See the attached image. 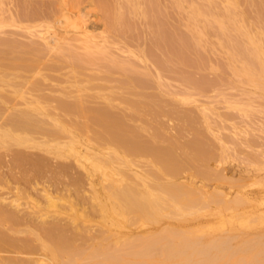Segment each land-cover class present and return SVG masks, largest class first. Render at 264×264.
Returning a JSON list of instances; mask_svg holds the SVG:
<instances>
[{
    "label": "bare ground",
    "instance_id": "6f19581e",
    "mask_svg": "<svg viewBox=\"0 0 264 264\" xmlns=\"http://www.w3.org/2000/svg\"><path fill=\"white\" fill-rule=\"evenodd\" d=\"M5 1L6 0H0V34L6 33L4 32L5 28L10 26L22 27L27 30L30 27H38V28L44 27V29L34 30V33H36L37 35V36L35 35V37H38L39 39L35 37L34 38L36 40H41L42 45L34 44V42L33 44L24 45V44H19L14 40H8L4 37H0V149H2V152H0V159L4 158V156H8V159L6 161L9 163V166H11L12 170L14 169V167L19 168L22 166H27L30 168V171L32 169L37 171L39 169L40 171V168H43V166L46 164L45 155L47 154L49 155V157L47 158L48 159L51 158V161L55 162V160H57L58 158L60 159L57 160L58 162L56 169L58 172L57 174L61 173L63 176L65 175V173L67 174V171L70 170L69 169L70 165L67 164V161L72 160L74 161L76 166L79 167L82 171L81 177L78 176L72 179L73 185L77 184L76 186H78V184L80 185L79 182L83 181L85 182L86 186L82 182L81 187L83 186V189L81 193L77 192L78 190L74 192L75 194L71 193L69 191L70 189L69 187V189L63 188L66 189V191H69L67 192V194H61L58 191L57 193H54L56 191L52 192L51 189L49 188L50 186L47 187L43 185L44 187L42 186L43 188L42 189L40 188L42 192V197L44 199L43 204H41L42 203L41 201H37L33 198L31 199L32 201L31 206H29L28 204H26L27 202H25L27 206L26 208L24 207L26 209V210L24 209V211H26L28 215V217L26 218H30V219L33 218L31 222L28 221L30 219H27L28 225L27 228L25 229H23L24 226H22L23 225L22 222H25L23 221L24 220L23 218L25 217L24 215L26 214H23L24 217L22 216V214H20L21 210H23V207H21L22 204L19 202L20 197L18 199L17 195H15V193L18 192L20 188L16 189V186H14L16 190V192L14 193L15 195L14 197L6 198L0 195V252L7 251V253H9L8 251H10L11 253H13V256H9V254L7 256H5L6 254L0 255V264H55V263L56 264H264V232L260 231L256 227V225H258L256 223H258L261 220H264V212L263 213L261 212L263 215L260 216L259 214V217L257 218H252V216L254 215L250 214L251 219L248 220L246 219L242 221V223H239L238 225V226L242 225L241 227H243L246 230L255 227V233H254L255 235L252 233L254 236L252 235V237H249L248 236L249 234L245 233L246 236L244 237L240 236L242 238H238L240 239L239 241L232 243V241L235 240L237 236L236 238L233 239V235L227 234V232L221 228L222 226L220 227L218 225L220 224V221L218 224L213 221L214 218L213 216L216 217L217 214L215 210H209V211L207 210L212 203L221 204V201L226 199V197L225 198L222 197L221 195L222 191L220 192L218 191V194H214L215 192L214 190L212 189H211L212 191L209 190L204 179L201 180L198 178L199 174L206 176L205 172H202L200 167L196 168L195 174L194 173L187 174L184 172L185 165L187 164L198 165L200 162L202 164V162H204L206 158L205 157L206 155L204 154H206L205 151L207 148L204 150L205 148V146L203 145L204 142L202 139H201L202 141H200L199 138L201 137H199L198 135L199 132H197L198 133L196 135L197 137H195L194 140L187 143L186 145L183 144L182 148H184V150L183 152H181L182 153L181 155L184 154L183 158H180L175 153V151L177 150L174 151V147H178L181 145H178L177 142L174 140H172L171 142L168 140V142L170 143L168 146L165 145L166 147H162L164 143H162V145H159V141L157 145L154 144L157 142V140L160 139L166 141V139L164 140V137L161 136L162 133H160L164 129V126H162V124L158 123L159 125H157L156 128H154L155 127L154 126L153 128L155 131L153 130L154 131L153 133L148 134V138L143 137V134L146 136V133L144 132H150L151 130L150 131L148 130L150 128L152 129V126L150 127V125L145 122L147 120L149 122V119H147L146 116H145V121L143 120L144 116L142 117V115L146 113L148 114L151 113L154 116H156V114L162 115L164 113L165 115L168 116V114L165 113L167 109L165 110L164 108H162L165 107L166 105L165 103H162L163 99L160 102L161 99L157 101L152 97L153 95L152 96L149 95V97H147L145 96V94H143L141 89L142 88L144 89L145 86L148 87L147 86L148 83L146 81L147 78L144 79L141 77V75L133 76V74L132 76H130L131 75L130 73L128 74V76L125 73L126 77L124 78L123 76L122 78L123 80L121 78H118V80L120 79L121 84H123L122 86H125L126 90H128L126 88L128 87V84L129 85L131 84V86L129 87L130 88L133 87L132 89L136 87L141 88L140 89L141 91L138 92L137 94L139 95L138 99H140V101L138 99L133 100L134 98L132 99L125 97L120 98L122 97L121 95H119L120 97H118V95L115 96L114 91H112L114 88L111 89L112 87L109 88L111 89V92L110 93L108 92V94H105L107 88L104 91V93H102L103 91H100L103 90L102 87L104 86H102L101 89L99 90H98L99 87L96 86L97 87L96 89L98 90L97 92L88 93V91H90L92 87L89 89L88 85L87 87L85 86L86 84L79 85L81 83L77 85L73 83L78 88L76 89V92L74 94L71 93L72 89L70 91L64 89L62 94H60L61 96H59L58 95L59 93H57L59 90L57 91L55 89L56 91L54 90V92H52L54 88L52 90L50 89V91L53 94L55 93L56 96L58 95L56 97L53 94L49 95L47 93L43 94V92L40 93V91H45V90H41L40 87V83L42 82V80H40L41 81L40 83L38 82L39 80L35 82H31L32 86L30 89L34 93L30 92L27 96L23 95L22 93L15 94L16 89H14L15 88L14 80L16 78H20L18 77L20 76V73L23 74L24 76V73L26 71L24 70V72L22 73L21 68L28 66L31 67L30 62L32 60L28 62L27 61L28 56H31L32 58L33 56H38L40 54L39 55L40 58L41 54L43 53L46 54L53 52L56 53L55 55H57L56 58L54 57L55 58L54 62L56 63L59 61L61 62V60L66 58L64 61L67 62L68 59L69 60L68 62H71L70 63L71 66L75 68L78 65L77 63L80 60L81 61L83 60L82 59L83 54L85 56H90V57L91 55L94 54L95 55L101 54V56L103 54L104 55L102 56L103 59L106 57L105 55L107 51L109 50L111 52V50L109 48L107 50L108 43L106 45V39H105L107 36L105 38L103 37L104 40H102L103 38H101L98 42L89 40L90 44L84 46V50L82 54L76 53L74 50L70 48L71 46H69L68 43L66 42L65 43L68 46L67 47L62 46L61 43L62 41L64 42V39L57 33L58 31L55 28L56 24L54 22H56L55 20L59 16V12L62 15L63 13H65V11L66 12L69 11L68 9H64V7L67 8L68 5L70 6L71 4H69V1L73 3L72 0H57L58 2L57 8H55L52 4H48L47 5L48 9H46L45 11L41 10L36 5L32 4L33 6H31V4L28 3L25 4L23 2L22 10L20 13L18 12L14 13L13 11L10 10V8H6ZM77 1L79 3V0ZM99 1L100 0H98V2ZM102 1L104 2V0ZM213 1L205 0L206 2L205 8L203 7L204 9H202V7L201 8L195 7L193 13L205 17H208L210 15L212 16L213 12L211 14V8L212 6H214ZM223 1L225 2L226 6H224L222 9L220 8L221 9L219 11L220 13H218L220 17L218 18H222L223 20L225 19L227 21L226 22L227 25L234 27L235 31L237 30L243 36H245V39L243 38L245 42H243L244 40L240 42L242 37L237 34V36L240 37L239 38L240 40L239 41L235 40V42L231 44L234 52L233 54H236L238 57L240 56L239 58L242 57L243 60L242 62L244 63L242 66L243 69L241 67L242 69L240 71L241 75H243V77L248 82H255L256 79H260L264 81V47H262V43H263L262 39H264V32L258 31L260 32V35L259 37L258 35L255 37L247 30H243L244 28L242 29L241 23L238 21V19H236V13H237L235 12L236 11L235 9L237 8V7L235 8L236 1L235 2H233V0H223ZM133 2L132 4L129 5V7H125L124 5L121 6L119 5L120 11L117 9L118 10L117 12H112L110 10L111 8L107 6L108 1L105 3L102 10L105 8L104 9L106 11L105 19H107L108 17L107 20L111 25V27L116 21L117 23L118 21L121 20L122 21L124 20L123 22H125L124 12L126 11L132 12V10L135 9V5L133 4ZM146 2L148 3L149 6V12L152 15V12H155L157 9L155 8L156 4L154 5V3L151 0H146ZM249 2L247 4H249ZM101 4L103 3H100V6ZM258 7L260 8L259 5L257 6V9ZM123 8L126 9V11H124ZM6 12L8 16H6ZM141 13L143 15H146L144 9ZM157 13H158V9H157ZM22 19L32 20L33 23L35 20L37 21V23L34 24L33 26H26L22 23L23 21H20ZM208 20H210L209 17ZM108 22H107L108 26L107 25L106 26L109 27L110 29ZM209 22L210 21H208V23ZM224 22L225 21L222 22L219 20L218 21L219 29H217L219 33L220 31L221 33L223 32L222 33L223 37L226 34V33L224 34V31H227L225 30L227 29V26ZM125 23H128V21ZM20 24L22 26H19ZM260 24H261L260 27H262V24L264 23H260ZM126 26H129V24ZM161 30L163 32V29ZM162 37H164V32ZM178 37L179 36H177V39H179ZM160 39L161 37H157V40L154 41L155 42L153 45L154 48L156 46L157 48L158 47L160 48L162 45V47L166 49L165 42L164 43L158 42V40ZM163 39H161L162 40L161 42L164 41ZM184 39L187 41L186 38ZM181 40H179L180 43L178 42L179 45H178V50L176 49L177 51H175L176 53L172 52L171 54V50H170L171 55L178 54L175 55V57L179 55L183 56L182 55L183 51L181 52V50L182 48H184L183 47L184 45L182 44ZM151 50L149 48L148 51H146L145 53L144 51H142L141 56L145 57V59L143 58L140 59L144 61V67L146 68L145 62L146 60L150 59V57L152 58L151 61L155 63L157 67L158 65L162 67L163 63L166 62L165 61L166 58L165 59L163 58L164 59L163 60L161 59V57L155 56L150 52ZM160 53L162 54V52ZM163 53H165V50ZM111 54L112 53L108 54V57L109 55L110 57L114 56ZM165 54L163 55L165 56ZM128 57H132V56H128ZM96 59L98 60V58ZM96 59H94V61ZM111 59L112 61H110ZM111 59L110 60L108 59V61L112 62L113 65L121 68V70L122 69L124 70L126 68L125 67L126 65L131 67L129 69H133L134 67H136L133 66L135 64V63L132 64L133 61L132 63H130L128 62V60L125 61L124 60L125 58H123L122 60L120 58L121 61L119 60L118 62L116 61L117 59H113V58ZM178 59L181 58L179 57ZM161 60L165 62H162ZM182 60H184L183 57ZM166 63H168V59ZM48 65L50 67V64ZM231 66L232 65L230 64V67ZM80 68L82 69V67ZM162 68H160V70ZM78 69L79 68L75 69L77 70L75 73L72 70L71 73H74V75L76 74L77 76L78 74L77 72L80 71V70L78 71ZM125 70H127V68ZM137 70L138 68H136V71L134 72H137ZM81 72L83 71L81 70ZM39 73L37 74L39 75ZM138 73L142 74L140 71ZM160 74L158 72L157 77H160ZM40 75H41V79L42 76H45L42 75V73H40ZM142 75L148 76L146 75V73ZM119 76L120 74L118 73V77ZM38 78L39 77H37V79ZM85 80H87V82L90 84V80L88 79ZM106 81H109V79ZM125 84H127V86ZM43 85L44 84H42V86ZM92 85H94V83ZM5 87H10V89L11 88L12 89L11 90L9 89L10 91H8V89H6ZM20 87H18L17 90H20ZM258 87L260 88V86ZM148 88L150 89V87ZM132 89H130L127 93L133 92L136 94L137 92L134 91L137 89L131 91ZM149 89L148 91L150 92ZM22 90L23 89H21V91ZM121 90L122 89H120V91ZM6 91L10 92V94L15 95L14 98L6 95L5 94ZM120 91L118 90V92ZM151 91H153V89ZM122 93L124 94V92ZM131 94L132 93H129V95ZM160 94L162 93L160 92ZM87 98H93V99L99 98L102 100L101 105L98 106L87 105L86 104L88 100ZM176 100H178L179 103L182 102L184 103L188 100V97L187 96L185 97V95H183V97L181 98L179 97V99ZM115 101L117 102L115 103ZM175 103L177 104V102ZM119 104L120 106L123 105L122 106L123 108H120L121 110H119V108L117 107V105L119 106ZM115 107L118 108V111H115L116 110ZM173 108L175 107L171 108L172 111L174 110ZM163 109L165 110V112L163 111ZM177 109H179V107ZM144 110L147 112L144 113ZM178 112L180 111L178 110ZM150 115L148 117H150ZM186 115H187L186 116L187 119H192L191 117L192 114L189 115V113H186ZM176 116L178 117V115ZM184 118L185 117H183V119ZM138 120L139 123L142 120L147 125L143 124V122H141L140 124L137 123L135 124L134 122ZM194 121H190V122H194ZM191 124L192 123H190V125ZM181 129L183 130L182 126ZM196 138L198 140H196ZM10 146L12 147L16 146V148L13 149L14 148L13 147L12 149H10ZM26 149H35L37 151L39 150L38 152H41L42 155L40 154L41 155L40 156L38 154L35 156L34 153L28 152ZM8 151H10L11 153H8ZM43 153H45V155ZM135 157L137 158L140 157L147 160L149 166L147 165L148 166L147 168L140 167V169H138L139 166L137 168H134L136 167V165L135 166L133 165L132 162L134 161L132 160H135L136 159ZM252 159L253 158L251 157V160ZM27 170L29 169H26L25 171ZM46 170H48V168ZM49 172L51 173V171ZM69 172L68 175L70 174ZM96 172L99 173L98 175L100 176V177L98 176L99 179L97 182L94 181V175L96 174ZM57 174L54 175L59 176ZM30 175L32 176L31 173ZM68 175L66 176L67 178ZM63 176H61V178ZM27 178L26 180L28 181ZM68 180H71V178ZM78 189L80 188L78 187ZM28 193L29 192H27L26 194ZM70 193L75 195L73 196L75 197V199H72ZM235 197L237 198L234 199L235 200L238 199L239 201L240 197L239 198L238 196ZM231 199L233 201L232 197ZM59 200H62L63 202L60 204L58 203ZM227 200H225V202H227ZM228 202H230V200ZM88 203H89V205H87L88 207L84 206ZM244 204H246V202L245 203L243 202V206H246ZM233 205H236V203ZM233 205H231L230 208H232ZM218 206L219 205H217V207ZM239 207L240 208L238 209L240 210L242 204ZM80 208L82 209L80 210ZM88 208L90 209L88 210ZM251 209L253 210V208ZM213 211L215 213H213ZM254 211L255 210L251 212L254 213ZM49 212L53 213L52 214L53 220L50 221L48 220V218L50 217L48 216ZM247 212L246 214H248ZM89 213L92 214L93 216L95 215L96 217H98V221L102 227L101 228L102 230L98 231L99 234L97 235L92 234L94 231L92 232V229L88 228L90 226H87V224L80 226V224H78L77 222L78 218H83L86 220L89 219L90 221L91 218H88L90 216ZM62 214L69 217L68 224L72 225L73 227L70 228L64 225V223L62 224L61 223L62 220L61 222L60 220L58 221L57 218H59L60 217L59 215ZM246 214H242V215L240 214L239 218L240 219L243 218V216ZM231 215L230 217H232ZM220 219L221 218H219V220ZM35 220L38 221H36L33 224ZM94 221L96 222L97 220ZM98 221L96 223V226L98 224ZM127 222L130 223V226L132 224H134L132 225L134 227L136 225L137 226L133 230H132L133 227L131 226L132 228L130 227V231L128 230V227H126L128 231L121 234L123 229L122 223L124 224ZM222 224L224 225L225 223L223 222ZM20 226L21 228L22 227L23 228L21 229ZM111 226H114L116 228L118 227L120 229L119 231H121L120 233L118 231V233L121 235L115 234L117 233L115 230H114L115 233H113V229L111 228ZM260 226H262V223ZM226 228L228 229V227ZM20 232L24 233L26 236L24 235V237L21 236L18 237L17 234H20ZM236 235H238V233ZM78 240H80L79 243H77ZM88 240H92V241L87 243ZM36 250L37 251L40 250L38 251L40 252V254H38L36 257L20 256V255H30L31 253L34 254Z\"/></svg>",
    "mask_w": 264,
    "mask_h": 264
},
{
    "label": "rangeland",
    "instance_id": "374dc122",
    "mask_svg": "<svg viewBox=\"0 0 264 264\" xmlns=\"http://www.w3.org/2000/svg\"><path fill=\"white\" fill-rule=\"evenodd\" d=\"M72 1H73V3L71 1H69V4H71L72 6L68 5L67 8L64 7V9H68L69 11L68 12L65 11V13H63L62 15L59 12V16L56 18V20H55L56 22H54L56 24L55 28L58 31V32L57 31L56 32L64 39V42L62 41V43H61L62 46L67 47L69 45V46H71L70 48L72 50H74L76 53L82 54L83 50H84V46L90 44L89 40H93V41L98 42L101 38H103V37L105 38L107 36L105 38L106 39V45L108 43L107 50H108V48L111 50V52L108 50L107 53L108 52H109L108 54L112 53L111 55H114V56L110 57V55H109V57H108V54L106 53V55H105L106 57L102 59V56H104L103 54H102V56H101V54H99V55L94 54V55H91V57L85 56L83 54L82 55L83 57L81 56L83 60L82 61L80 60L81 62L79 61L77 63L78 64L77 67H75V68H73L71 66V64H70L71 62H68L69 61L68 59H67V62L64 61L66 58L61 60V62L59 61L60 63L54 62V59L57 57V55H55L56 53H53V52L46 53V54L43 53L46 56L41 54L40 58H39L40 54L38 56H33L32 57L33 59L31 58V56H28L27 61L30 62L32 60L30 62L31 67L28 66V67L21 68L22 73L24 72V70H26L27 72L25 71L24 76H23V74L20 73V76H18L20 78H16L14 80V86H15L14 89H16L15 94L22 93L23 95L27 96L30 92L31 93L33 92L30 89L32 86L31 82H35V81L39 80L38 82L40 83L41 82L40 80H42L43 83L42 82L40 83V87H41V90H45V91H40V93L43 92V94L47 93L49 95L53 94L52 92H54L55 89L57 91L59 90L57 92V93H59L58 94L59 96H61L60 94H62L64 89L68 90V91H70L72 89L71 93L74 94L76 92V89H78V88L73 83H75L76 85L81 83L79 85H85L86 84L85 86L87 87V85H88L89 89L92 87L90 89V91L87 90L88 93H95L99 89H101L102 86H104V87H102L103 90H100V91H103L102 93H104V91L107 88V90H109V91L106 90L105 94H108V92L110 93L111 89L114 88L112 91H114L115 96L118 95V97H120L119 95H121L122 97H120V98H124V97L129 98V99L134 98L133 100H137L138 96H139L137 94H138V92H140L142 90L143 94H145V96H147V97H149V95H151V96L153 95L152 97L155 100L159 101L161 99L160 102L163 99L162 103H165L166 105H165V107H162V108H164L165 110L167 109L166 112L164 109H163V111L165 113H167L168 116L165 115L164 113L162 114L164 116H162L161 114H156V116H154L151 113H150L151 115L146 113L147 111L144 110V113H146V114L142 115V117L144 116L143 120L145 121V116H146L147 119H149V122H148V120L145 122L147 124H149L150 127L152 126V129L149 127L150 129L148 131H150V130L151 131L150 132H144V133H146V136L143 134V137L148 138V134L153 133L155 131L154 128H156L157 125L162 124V126H164V129L160 133H162L161 136H163L164 140L166 139V141H163V139L159 138L160 140H157V142L154 144L157 145V143L159 141V145H162V143H164L162 147H166L165 145L168 146L169 143L172 140H174L177 142L178 145H181L178 147H174V151L177 150V151H175V153L180 158H183L184 154L181 155L182 154L181 152H183V150H184V148H182L183 144L186 145L187 143L194 140V138L197 137L196 136L198 134L197 132H199L198 135H199V137H201L199 139H200V141L203 140V142H204L203 143V145L205 146L204 150L207 148L205 151L206 154H204V155H206L205 156L206 158H205L204 162H202V164L200 162L199 164L197 163L198 165H196V164L185 165L184 172L187 174H191V173L195 174L196 168L200 167L202 172H205L206 176L199 174L198 178L201 180L204 179L209 190L215 191L214 194H218V191L219 192L222 191L221 195L223 198L226 197V199L221 201V204L212 203L211 204L212 206L210 205V207L207 210L208 211L209 210H215V212H217V214H216V217L213 216L214 217L213 221L216 222L217 224L220 221V224H218V225L220 227L222 226L221 228L224 229L227 232V234L233 235V239L236 238V236H237V238L235 240H233L232 243L239 241L240 239H238V238H242V237L246 236L245 233L249 234L248 235L249 237H252V235L255 233V227H253L249 230L248 229L246 230L243 227H241L242 225L241 226H238V225H239V223H242V221H244L246 219L247 220L251 219L250 214L254 215V216H252V218H257V217H259V214L261 216V215H263L262 213L264 212V208H263L264 207V196H263L264 195L263 194L264 193V184H263L264 183V81L260 80V79H256L255 82H248L243 77V75H241L240 71L243 69L242 66L244 63L242 62L243 61L242 57L239 58L240 56L238 57L236 54H233L234 52H233L231 44L233 42H235V40L236 41L240 40L239 39L240 37H238L237 34L242 37L240 42H242L245 39V36H243L237 30L235 31L234 27L227 25V23H226L227 21L225 19L223 20L222 18H218V17H220L218 15V13H220L219 11L224 6H226L225 2L223 0H214L215 2L212 0L214 3L213 4L214 6H212V8H211V14H212V12H213V14H212V16L211 15L208 16L210 18V20H208V17L202 16V15H197V14L193 13V10L195 7H199V8L202 7V9L205 8V6H206L205 0H204V2H203V0H151L154 3V5L156 4L155 8L158 9V13H157V9H156V11H155L156 13L152 12V15L149 12V6H148V3L146 2V0H104V2L102 0H100L99 2H98V0H79V3L77 0H72ZM107 1H108L107 6H109V8H111L110 10L112 12H117L118 10L120 11L119 5L120 6L124 5L125 7H129V5L132 4V2L134 1L133 4L135 5V9L132 10V12L126 11V9L123 8V10L126 11V12L123 11L125 22L128 21V23L123 22L124 20L118 21V23L116 21L113 24V26L111 27V25L109 24V22L107 20L108 19L107 15H106L107 19H105V14H106L105 13L106 11L104 10L105 8L102 10V8L104 7V5ZM235 1H236L235 8L237 7L235 9L236 10L235 12L238 13V14L236 13V19H238V21L241 23L242 29L244 28L243 30H247L252 35H254L255 37L257 35L259 37L260 32L261 31L264 32V27H263L264 24H262V27H260L261 26L260 23H264V5H263L264 0L263 1L260 0V2H259V0H233V2H235ZM253 1H254V3H253ZM23 2L25 4H27V3L31 4V6L36 5L41 10H44V11L46 9H48L47 8L48 4H52L55 8L58 7L57 0H22V1L21 0H6L5 1V3H6L5 7L10 8V10L13 11L14 13H16V12L20 13L22 10V3ZM248 2H249V4H247ZM9 3H10V5H9ZM100 3H103V4H101V6H100ZM260 3H261V5H260ZM200 4H201V6H200ZM254 4L256 7L254 6ZM11 5H12V7H11ZM258 5L260 6V8L258 7V9H257ZM113 7H114V9H113ZM143 9L146 12V15H143L141 13L143 11ZM258 14L260 17L258 16ZM6 16H8L7 12H6ZM237 17H240V18H237ZM258 19H259V21H258ZM106 20L110 26V29H109V27H107L108 25H107ZM217 20L218 21L220 20L222 22L225 21L224 23L227 26V29H225V30H227V31H224V34L226 33L224 35V37L222 36L223 32L221 33V31H220V33H219V31L217 30V29H219ZM260 20H261V22H260ZM20 21H23L22 23L26 26H33L34 24L37 23V21H35V20H34V23L32 20L22 19ZM208 21H210L212 23H210V22L208 23ZM213 22H214V24L216 23L217 25L216 24L214 25ZM151 23H153L154 25ZM258 23H259V25H258ZM21 24L19 26L23 25V24L22 25ZM41 24H43V23H41ZM128 24H129V26H126ZM209 25H211V26H209ZM116 26H117V28H116ZM154 26L156 29L154 28ZM156 26H158L159 28ZM14 28H15V30H14ZM107 28H108V30H107ZM36 29H42L43 30L44 27H41V28L30 27L27 30V29L22 28V27L10 26V27L5 28L6 31L4 30V32H6V33L0 34V37H4L8 40H14L17 43L24 44V45L33 44V42H34V44L42 45L41 40L35 39V38L39 39L38 37H35L36 33H34V30H36ZM159 29L160 30L163 29L164 37H162V35H163L162 30L160 31ZM233 31L236 33H234ZM258 31H260V32H258ZM157 33H158V35H157ZM177 36H179L178 37L179 39H177ZM157 37H161V39L164 38L163 42H161L162 41L161 39L158 40V42L159 43L165 42L166 49H164L161 44H160L161 45L160 48L164 49L165 53L167 52L166 54L163 53L164 50H161L159 47L157 48V46H156L154 48V46H153L155 43L154 41L157 40ZM221 37H223V38H221ZM235 37H236V39H235ZM104 38L102 40H104ZM184 38H186L188 42ZM237 38H238V40H237ZM34 39H35V41H34ZM179 40H181L182 44L184 45L183 46L184 48H182V50H181V52L183 51L182 52L183 54L181 53L183 56L179 55V56L175 57V55H178V54H175L176 53L175 51L178 50V45L180 43ZM193 41H195V42H193ZM225 41H227V42H225ZM65 42L68 43V45H66ZM169 42H170V44H169ZM243 42H245V40ZM262 42H263L262 47H264L263 46L264 39H262ZM63 43H65V44H63ZM226 45H229V46H226ZM149 48H150V50L151 49L153 50V52H152V50L150 52L152 54H154L155 56L161 57V59L166 58V60H165L166 62L168 59L169 64L166 63L165 61L161 60L162 62H165V63H163V66H162L164 68L160 67L159 65L157 67L155 65V63H153L151 61L152 58L150 57V59L146 60V62H145V64H146V68H145L144 67V61L141 60L142 58L145 59V57H142L141 55H142V51H144V53H145L146 51H148ZM167 49H169V50H167ZM170 50H171V54H172V52H175V53H173L175 55H171ZM130 51H131V53H130ZM160 52H162V54ZM163 54H165V56ZM128 56H132V57H128ZM179 57L181 59H178ZM182 57L184 60H182ZM93 58L94 59L98 58V60L96 59L94 61ZM100 58H101V60H100ZM111 58L117 59L116 60L117 62L120 60V58H121V60L123 58H125L124 60L125 61L128 60V62H130V63H132V61H133L132 64L135 63L133 66H136V67H134L133 69H129L131 67H129L128 65L125 64L126 65L125 67L127 68V70H125L126 68L124 70L123 69L121 70V68L113 65V63L110 62V61H112ZM108 59L109 60L111 59V60L108 61ZM159 60H160V58H159ZM172 62H173V64H172ZM81 63H83V64H81ZM48 64H50V67ZM230 64L232 65L231 67H230ZM80 67H82V69ZM159 67L162 69L160 70ZM241 67H242V69H241ZM77 68H79L78 71L80 70L79 72H77L79 74V76H78V74H77V76H76V74L74 75V73L77 71L75 69H77ZM136 68H138V70H137V72H134V71H136ZM104 69H106V70H104ZM72 70L74 73H71ZM81 70L83 72H81ZM139 71L142 74L146 73V75H148V76H145V75L138 73ZM19 72H20V70H19ZM39 72L42 73V75H45V76H42V79H41V75ZM94 72H96V73H94ZM158 72H159V74L162 73V74H160V77H157ZM37 73H39V75ZM118 73L120 74L119 77H118ZM125 73L127 74V76L130 73L131 74L130 76H132V74H133V76L134 75H136V76L141 75L142 78H144V79L147 78V80H146L148 83L147 86L150 87V89L146 86L144 89L136 87L134 89H137V88L138 89L134 91V89H132L133 87L132 88L129 87V86H131V84L130 85L128 84V87L130 89H132L131 91L137 92L136 94L133 92H129V93H132L131 95H129V93H127V92L130 89L128 87H126L128 89V90H126L125 86H122L123 84H121L120 79L118 80V78L122 79L123 76L125 78L126 77ZM184 73H186V74H184ZM90 74H92V75H90ZM122 74H124V75H122ZM46 76H47V78H46ZM37 77H39V78L37 79ZM73 77H74V80H73ZM89 78H91L92 80ZM107 78L109 79L110 82L106 81V80H108ZM153 78H154V80H153ZM187 78H189V79H187ZM43 79H45V80H43ZM85 79L90 80V84L94 83V85H92V84L90 85L87 82V80H85ZM180 79H181V81H180ZM67 82H69L70 84ZM42 84H44V85L42 86ZM158 84L160 87L158 86ZM69 85L71 88L69 87ZM114 85H115V87H114ZM125 85L127 86V84H125ZM16 86H17V88H16ZM20 86H22V87H20ZM96 86L99 87L98 90L96 89L97 88ZM119 86H121V87H119ZM258 86H260V88ZM18 87H20V90H17ZM42 87H43V89H42ZM110 87H112V88L109 89ZM5 88L8 89V91H10L12 89V88L10 89V87H5ZM21 89H23L22 91H24V92H22ZM50 89L51 90L53 89L52 92L50 91ZM120 89H122V90L120 91ZM148 89L150 90V92L148 91ZM152 89H153V91H151ZM118 90L120 92H118ZM154 90H156V91H154ZM158 90L162 94H160V92ZM19 91H21V92H19ZM122 92H124V94ZM5 94L8 95L9 97H12V98H14V96H15L13 94H10V92H7V91L5 92ZM53 95H55V93ZM183 95H185V97L186 96L188 97V100L186 101L187 103L186 102L179 103V101L176 100V99H179V97L180 98L183 97ZM173 96H175V97H173ZM87 99H88L87 103H86L87 105H90V106L101 105L102 100L99 98H94V99L93 98H87ZM144 99H142V100H144ZM138 100L140 101V99H138ZM173 100L175 102H177V104ZM116 102L117 101H115V103ZM122 106H120V104H119V106L117 105L119 110H121L120 108H123ZM117 107H115V109H116L115 111H118ZM170 107L171 108L175 107V108H173L174 110L172 111V109ZM176 107L177 108L179 107V109H177ZM178 110L182 113L178 112ZM186 113H189V115L192 114L191 115L192 119H187ZM149 115H150V117H148ZM170 115H172V116H170ZM176 115H178V117ZM194 115H195V117H194ZM183 117H185L187 120L185 118L183 119ZM194 119H195V121H194ZM183 121H185V122H183ZM190 121H194V122H190ZM141 122H143V121L141 120L140 123ZM145 122H143V124H146ZM134 123L140 124L139 120L135 121ZM190 123H192V124L190 125ZM181 126H182L183 130L181 129ZM208 127H210V128H208ZM165 135H167V136H165ZM179 137H181V138H179ZM168 140L170 142H168ZM196 140H198V139L196 138ZM13 147L10 146V149L16 148V146H13ZM177 148L178 149L180 148V149L178 150ZM26 150L28 152L34 153L35 156L38 154L42 155L41 152H38L39 150L38 151L35 149H26ZM0 152H2V149H0ZM8 153H11V152L8 151ZM43 154L45 155V153H43ZM222 154L223 155L225 154V155L223 156ZM45 156H46V164L44 165L45 169L43 166V168H40V171H39V169H38V171L34 170V169H32L30 171V168L27 166H22L19 168L14 167V169H15V171H14V169L12 170L11 166H9V163L6 161L8 159V156H4V158L0 159V195L4 196L6 198H11V197H14L15 195H17L18 199L20 197L19 202L22 204L21 207H23V210H21L20 214H22V216H23V214H26V215H24L25 217L23 216L24 217L23 221H25V222H22L23 225L21 224L22 226H24V228L22 227L23 229L27 228V225H28L27 219H30V218H26V217H28V215H27V212L24 211V209L27 206L26 204L31 206L32 205V203H31L32 198L37 200V201H41L42 202L41 204H43V202H44V199L42 197V192H41V189L44 187L43 185H45L47 187L50 186L49 188L51 189L52 192L56 191L54 193H57V191H58L61 194H67V192H69V191L71 193H74L77 190H78L77 192L81 193L82 189H83V186L81 187V184L83 181L79 182L80 185L78 184V186H76L77 184L73 185V183H72L73 178L78 177V176L79 177L82 176L81 169L76 166L74 161H72V160L67 161V164L70 165L69 166L70 172L67 171V174L65 173V175H64L65 177H64L61 173L57 174L58 173L57 169H56L57 162H58L57 160H60V159L59 158L57 160L54 159L55 160V162H54V161H51V158L50 159L47 158V157H49V155L46 154ZM251 157L253 158L252 160H251ZM135 158H136L135 160H137V161L132 160V161H134V162H132L133 165L134 166L136 165V167H134V168H137L139 166L138 169H140V167L141 168H147L149 166L147 163V160L140 158V157H138V158L135 157ZM132 159H134V158H132ZM48 160H50V161H48ZM52 162H53V164H52ZM259 164H261V165H259ZM51 165H53V166L55 165L54 166L55 168ZM47 168L49 171H51V173L52 172L53 173L51 174L48 170H46ZM149 168H151V167H149ZM26 169H29V170L25 171ZM41 169H42V171H41ZM54 169H56V170H54ZM52 170H54V171H52ZM68 172L70 173L69 174L70 176L68 175ZM24 173H26V174H24ZM30 173L32 174V176L30 175ZM40 173H41V175H40ZM54 174L55 175L57 174L59 176H55ZM98 174L99 173L96 172V174L94 175V181L95 182H97L99 177H100ZM33 175H35V176H33ZM60 175L63 177L61 178ZM67 175H68V178L66 177ZM55 177H56V179H55ZM57 177H58V179H57ZM26 178L28 179V181L26 180ZM30 178H32V179H30ZM70 178H71V180H68ZM70 183H71V185H70ZM83 183L85 185V182H83ZM14 186H16V189L20 188V190L18 191L19 193L16 192ZM33 187H34V189H33ZM69 187H70V189H69ZM78 187L80 189H78ZM21 188H23V189H21ZM25 188H27V189H25ZM63 188H68L69 191H66V189H63ZM26 191L29 192L28 194H30V195L26 194L27 193ZM14 193H15V195H14ZM239 194H241V195H239ZM71 196H72V199H75V197H73L75 195L71 194ZM235 196H238V198L240 197L239 201H238V199H236V200L234 199V198H237ZM231 197L233 198V201H232ZM20 200H22V201H20ZM225 200H227V202H225ZM229 200H230V202H228ZM249 200H251V201H249ZM59 201H61V202H59ZM59 201H58V203H60V204L63 202L62 200H59ZM25 202H27V203L25 204ZM243 202L244 203L246 202V204H244L246 206H243ZM235 203H236V205H233ZM229 204L233 205L232 206L233 209L230 208L231 205H229ZM241 204H242L243 208L241 207V209L239 210L238 208H240L239 206ZM87 205H89V203L84 205V206H87ZM217 205H219L218 206L219 208L217 207ZM223 205H224V207H223ZM227 205H228V207H227ZM251 208H253V210H255L254 213H252L253 210ZM262 208H263V210H262ZM81 209L82 208H80V210ZM89 209L90 208H88V210ZM78 211H79V209H78ZM215 212L213 211V213H215ZM238 212H239V214H238ZM246 212L248 214H246ZM52 214L53 213H51V212L48 213V216H50L48 218L49 221L53 220ZM240 214L241 215L246 214L247 216L244 215L243 218L240 219L239 218ZM62 215H64V214H62ZM62 215H59L60 217L58 216L59 217V218H57L58 221L60 220V222H61V220H62V222H61L62 224L64 223V225H66L70 228L73 227L72 225L68 224L69 223V217H67L66 215H64V216H62ZM230 215L232 217H230ZM91 216H93V215L90 214V216L88 217V218H91L90 221H89V219L86 220L83 218H78L77 222H78V224H80V226L87 224V226H90L88 228H91L92 232L94 231L92 234L97 235V234H99L98 231L102 230L101 229L102 227L98 221V217H96L94 215L93 216L94 218H93ZM219 218H221V219L219 220ZM32 219H30L28 221L31 222ZM94 220L98 221L97 226H96L97 221L95 222ZM221 220H222V223L223 222L225 223L224 225L221 223ZM36 221H38V220H35L33 222V224ZM83 222H84V224H83ZM260 222L262 223V226H260L261 225ZM256 224H258L261 227V229H260V227L258 225H256L257 229L264 232V220H261ZM132 225H134V224H132ZM122 226H123L122 232L119 231L120 229L118 227L116 228L114 226H111V228L113 229V233H115V231H116L117 233H115V234L121 235L122 233H125L128 230L130 231V227H131L130 223H128V222L124 223V224L122 223ZM136 226L135 227L132 226L133 227V228L131 227L132 230L135 229ZM126 227H128V230L126 229ZM226 227H228V229ZM20 228H21V226H20ZM118 231H119V233L121 232V234H119ZM237 233H238V235H236ZM17 235H18V237H20V236L24 237L25 234L20 232V234H17ZM240 236H242V237H240ZM91 241L92 240H88L87 243H89ZM79 242H80V240H78L77 243H79ZM38 251H40V250H38ZM38 251L36 250V252L34 254L31 253L30 255H20V256L36 257L38 254H40V252H38ZM8 252L9 253H7V251L6 252L1 251L0 255L6 254L5 256H7L9 254V256H13V253H11L10 251H8Z\"/></svg>",
    "mask_w": 264,
    "mask_h": 264
}]
</instances>
